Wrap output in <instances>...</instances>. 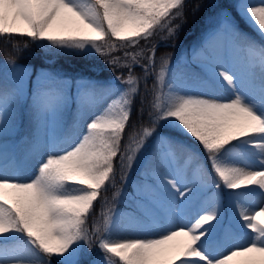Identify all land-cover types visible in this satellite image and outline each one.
<instances>
[{"label":"snow or ice","instance_id":"obj_1","mask_svg":"<svg viewBox=\"0 0 264 264\" xmlns=\"http://www.w3.org/2000/svg\"><path fill=\"white\" fill-rule=\"evenodd\" d=\"M186 4L0 0V38L47 42L60 54L108 56L157 31L175 37L181 24L174 21L186 20ZM199 9L196 4L191 11ZM233 10L260 41L240 29ZM141 56L125 50L123 63L113 57V66L128 69L127 77L115 80L69 79L55 67L41 70L30 93L24 73L8 61L13 77L0 82V264H264V0H234L220 9L192 49L203 75L173 69L167 53L155 71V45L147 63L140 64ZM136 65L144 70L146 92L150 70L155 73L146 123L132 122ZM73 101L82 131L74 126L61 146L56 133ZM25 118L30 133L17 158L6 141ZM17 159L35 161L25 178L16 170ZM117 159L125 184L138 165L131 192L116 187ZM189 166L191 177L185 174ZM109 187L116 188L114 200L131 201L130 210L102 209L90 232L89 217ZM254 195L261 201H251ZM125 216L129 227L149 233L119 237ZM93 236L102 257L91 255Z\"/></svg>","mask_w":264,"mask_h":264},{"label":"trees","instance_id":"obj_2","mask_svg":"<svg viewBox=\"0 0 264 264\" xmlns=\"http://www.w3.org/2000/svg\"><path fill=\"white\" fill-rule=\"evenodd\" d=\"M234 3V0H187L186 8H185V15L186 20L185 21H174V23H180L181 29L179 30L178 34L175 37L167 38V39H153L152 37L143 42H139V44L136 47H128L127 49L118 46L116 50H113L107 57L108 59L105 62H101L100 65L97 64V58L94 57V55L89 54L88 56H81V55H71V54H60L57 53V51L54 50H48L44 47V42H33L27 37H3L0 38V58L1 59H11L15 62L24 61L29 64H33L35 66L37 65H49V66H55L59 67L61 69H64L66 73L73 77H77L80 74H84L85 70L89 71L90 73H96L99 66H101L103 69L101 72H99L100 75L107 77V75L111 74V71H114L116 73H121L122 75H126L128 72L127 68L120 67L119 65L113 66L109 61L113 57H118L120 59V62L123 63L125 60L124 57V51H130V52H141L142 56L138 57L140 59V64L147 63V55L149 52V48L152 45L157 46L159 42V46L156 49V67L155 71L159 70L160 66V57L162 54L167 53L171 56V63H174L176 61H180L181 54L183 52H186L188 57L192 56L191 52V45L193 43L199 42L201 40V37L203 36V33L207 31L210 28V22L212 19L217 17L216 15L219 13L221 8L229 7L231 8L232 4ZM200 5L199 11H197L195 14L191 11V9L196 5ZM235 13V10H233ZM236 14V13H235ZM236 20L239 23L240 29L247 33L250 37L254 38L257 41H260L261 38L259 35L253 31L251 27L245 22V20L241 19L239 15H236ZM27 45V47H25ZM47 58H52V60H48ZM130 59V58H129ZM187 62H181L177 64L173 69H176L177 66L183 70H186V72H195L199 73L200 75H203L202 69L198 68L195 69L191 66L186 67L185 65ZM133 74L140 78L139 80V89H138V95L134 97V104H133V111H132V122L136 123L137 121L143 119V121L147 122V113L149 109V104L147 101L152 100V93L151 88L154 83L155 79V73L150 70V74L147 77V86L148 91L145 90V79H144V70L140 65H136L132 69ZM5 79L9 80V78H6L4 75L0 73V82L4 81ZM10 81V80H9ZM145 100V103L143 105L145 111L143 113V116H141L140 108H141V101ZM74 111H70L67 113L66 116V124H65V132H71L72 124L74 122ZM126 131H131V129H128ZM30 133V128L27 126V120L25 118L24 123L21 125L19 131L13 135L8 137L7 139H11L12 142H15L17 145L18 153L20 155H23V151L25 147L27 146L25 144V138L28 137ZM25 135V136H24ZM3 139L0 138V142H2ZM128 143L127 135L125 136V139L122 141V150L124 145ZM180 161L183 162V157H180ZM117 169H116V180H117V174L120 170L119 168V160L116 161ZM121 172V170H120ZM120 174V173H119ZM120 174V178H121ZM117 181H115L116 183ZM117 187V185H116ZM116 191V188L109 187L106 192L102 193V197L100 200H98L95 204L94 210L89 217L88 222V228L92 229V225L94 221H99L101 219V213L102 209H105L107 207H111L114 210L117 208H124L127 207L128 202H126V199H122L121 197L117 199H113V194ZM107 198V201L113 203V206H110L109 203L105 204L104 198ZM96 244V237L93 236V246ZM92 255V252H91Z\"/></svg>","mask_w":264,"mask_h":264},{"label":"rangeland","instance_id":"obj_3","mask_svg":"<svg viewBox=\"0 0 264 264\" xmlns=\"http://www.w3.org/2000/svg\"><path fill=\"white\" fill-rule=\"evenodd\" d=\"M253 2H256V0H253ZM233 15L236 16V14L234 13V11H233ZM209 22H210V25L209 26L212 27L215 24V22H216V18L215 19H212V21L211 20L208 21V23ZM152 38L153 39H158V40L160 39V40H162V39H167L168 36H167L166 31H157V33ZM143 41L144 40H140V42H143ZM199 42H196V43L192 44L190 48L193 49V47L195 45H197ZM43 44H44V47L46 49H48V50H54V48H50V47L47 46V42H44ZM91 54L94 55V57L97 58V64L98 65L101 64L100 61L105 62L108 59L107 56H103V55L96 54V53H91ZM180 59H181L180 63L181 62H187V64L185 65L186 67L191 66V67H193L195 69L200 68L198 66V62L197 61H194L192 59V56L188 58L186 52H183L181 54V58ZM9 60L8 59H0V73L2 75H4L6 78H9V80L11 81V79L13 77V65L8 62ZM178 63L179 62L171 63V67L172 68L175 67V65H177ZM15 64L17 66H19V71L21 73H24L25 89H26V92H29V93L31 92V90H32V88L34 86V83H35L36 78H37V74L40 73L41 70H48V69H51V68L55 67V66L52 67V66L45 65V64L35 66L33 64H29V63H26L24 61L15 62ZM55 68L65 71L64 69H61L59 67H55ZM102 69L103 68L101 66H99L98 69H97V71H96V73H90L89 71H86L85 70V73L84 74H80L77 77H73V76L69 75L68 73H67V75H68V78L69 79H73V78H75V79L85 78V79L96 80V81L115 80V77L116 76H124V77H127V75H128V72H127L126 75H122L120 73H116L114 71H111V74L110 75H107V77H104V76H102V75L99 74V72H101ZM184 71H186V70H184ZM117 83H119V82H117ZM138 89H139V85H138ZM75 91H76L75 83H73L70 86V88H69L70 95L74 97L75 96ZM114 98L115 97H113V99ZM108 102L110 103L111 101H108ZM106 106H107V103H105L103 105V107H106ZM74 110H75V103L73 101V102L70 103L68 112L74 111ZM74 126H75V128H76L77 131H82V128H80V122L79 121L74 120V122L72 124V129L74 128ZM64 130H65V125L63 126V130L62 131H58L56 133L57 140L59 142H61V146H63V142L68 137V134H69V133H65ZM73 135H75V132H73ZM44 138H45V140H47L49 138V130L48 129L45 130V136H44ZM6 143L8 145L9 151L11 153H13L15 157H17V158L22 157V156H19V154L16 151L17 149H20V148H17V145H16L15 142H12L10 140H7ZM142 158L143 157H141V159ZM179 162L181 164L183 163L181 161H179ZM14 163H17L18 166L21 167V169L17 170L18 171V174L22 178H25V177H27L33 171V166H34L35 161L32 160V159H28L23 164H19V160L17 159L16 161H14ZM137 168H138V165H134L133 166V169H132V172L127 174L128 175V183L127 184L122 183L121 178H120V174H122V171L120 172L121 169L119 168L120 170L118 171L117 180H116L117 181L116 182L117 188H123L125 190V192H131L132 191L131 183H132V181H134L137 178ZM161 170H163L162 167H161ZM185 174L188 175L189 177H191V174H192V166H189L185 170ZM181 191H183V188H181ZM211 194H212L211 192H208V195L209 196ZM218 195L223 200V198H224L223 192L218 193ZM121 198L122 199L123 198L126 199L125 196H121ZM180 199L181 198L177 194V203H179ZM261 199L262 198L259 195H254V196H251L250 197V200L251 201H255V202H260ZM126 202H128L127 207L117 208L115 210L118 211V212H120V213H127V212H129V210H130L129 205L131 204V201H129L128 199H126ZM107 203H109L110 206H113V203L111 202V200L109 202L107 201ZM257 210H258V208H257ZM137 215H138V217L140 216L139 213ZM140 218L142 219V217H140ZM128 224H129L128 218L126 216L123 217L122 218V221H121V225H122L121 226V229L117 233V235L119 237H121V238H143L150 231L149 229H144V228L129 227ZM237 235H244V233L240 232V233H237ZM178 239H186V238L181 237V238H178ZM92 256H101V257L103 256V253L97 247V243L92 248ZM53 264H57V262L55 261V259L53 260Z\"/></svg>","mask_w":264,"mask_h":264},{"label":"bare ground","instance_id":"obj_4","mask_svg":"<svg viewBox=\"0 0 264 264\" xmlns=\"http://www.w3.org/2000/svg\"><path fill=\"white\" fill-rule=\"evenodd\" d=\"M19 169H21V167L18 166L16 170H19Z\"/></svg>","mask_w":264,"mask_h":264}]
</instances>
